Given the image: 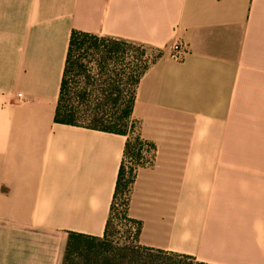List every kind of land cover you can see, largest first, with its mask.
Masks as SVG:
<instances>
[{"label":"crops","instance_id":"crops-1","mask_svg":"<svg viewBox=\"0 0 264 264\" xmlns=\"http://www.w3.org/2000/svg\"><path fill=\"white\" fill-rule=\"evenodd\" d=\"M73 30L161 50L132 117L144 138L175 152L154 155L137 176V191L157 195L138 218V244L210 264H264V0H0L9 264H62L68 233L102 237L110 216L127 137L54 122Z\"/></svg>","mask_w":264,"mask_h":264},{"label":"trees","instance_id":"trees-1","mask_svg":"<svg viewBox=\"0 0 264 264\" xmlns=\"http://www.w3.org/2000/svg\"><path fill=\"white\" fill-rule=\"evenodd\" d=\"M160 54L150 59L144 45L71 31L54 122L126 136L124 156L129 154L136 88ZM121 174L122 167L113 199ZM107 226L102 237L68 233L62 264H210L138 242L114 243Z\"/></svg>","mask_w":264,"mask_h":264},{"label":"rangeland","instance_id":"rangeland-1","mask_svg":"<svg viewBox=\"0 0 264 264\" xmlns=\"http://www.w3.org/2000/svg\"><path fill=\"white\" fill-rule=\"evenodd\" d=\"M144 47L146 55L150 59L161 52L159 49ZM135 122L131 134V149L133 148V150H130V153L125 155L122 160V174L116 196L113 199L107 226L109 240L118 244L138 242L143 235L142 222L138 218L144 215L148 216L154 211L151 206L155 203L154 199L155 197L157 199V195L137 191V189H142L134 188L136 180L138 181L137 176L142 175V169L152 166L154 155L175 152V147L172 145H155L144 138L141 125L138 121L135 120ZM136 137H139L137 141L135 140ZM170 196L167 197V215L171 213L172 199ZM1 231H4L2 232L4 242L2 246L0 242V264H9V262L16 261L8 258L16 249L14 228L13 226L4 227V222L0 221V233ZM21 244V242L17 243L19 249H21ZM27 248H30V244L27 245ZM47 248L53 247L47 243Z\"/></svg>","mask_w":264,"mask_h":264},{"label":"built area","instance_id":"built-area-1","mask_svg":"<svg viewBox=\"0 0 264 264\" xmlns=\"http://www.w3.org/2000/svg\"><path fill=\"white\" fill-rule=\"evenodd\" d=\"M187 49L185 47L184 44L182 43H175L172 47V58L176 59V60H181L184 55L186 54ZM18 101L20 102V104L24 105L27 104L26 99L22 96V94L18 93L16 95Z\"/></svg>","mask_w":264,"mask_h":264}]
</instances>
